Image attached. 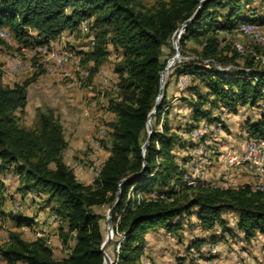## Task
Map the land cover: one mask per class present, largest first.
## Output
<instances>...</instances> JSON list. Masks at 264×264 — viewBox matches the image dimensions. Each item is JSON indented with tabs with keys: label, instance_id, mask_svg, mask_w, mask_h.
<instances>
[{
	"label": "trees",
	"instance_id": "1",
	"mask_svg": "<svg viewBox=\"0 0 264 264\" xmlns=\"http://www.w3.org/2000/svg\"><path fill=\"white\" fill-rule=\"evenodd\" d=\"M201 1L159 0L155 7L146 8L140 0H0V27L8 26L26 46L47 43L66 30H78L82 21H89V31L95 37L84 59L93 63L90 78L108 60L111 47L119 53L114 68L117 92L108 100V109L116 115L107 123L110 155L95 181L88 185L64 160L68 142L53 108H40L33 127L20 123L17 112L27 107L28 89L36 75L10 86L4 83L0 67V173L12 170L20 176L19 191L45 195L44 205L62 220L59 235L63 244L75 241L70 252L58 259L48 237L27 240L21 232L9 231L8 240H0V258L5 264H103L105 223L98 208L112 207L120 194L113 214L116 221L132 186L137 185L141 191L170 187L182 172L176 149L188 146L187 133L192 128L202 120H220L214 116L217 109L236 111L238 104L258 105L264 96V70L254 63L255 56L247 60L251 80L242 77L246 74L243 69L219 71L214 62L237 65L245 54L234 46V41L240 40L235 33L242 22L264 24V0ZM200 5L198 14L185 25L181 39L178 35L183 56L193 58L177 62L175 68L178 78L187 74L204 84L189 85L188 95L182 97L191 109V122L187 120L179 129L171 126L168 118L173 105L166 88L152 119L151 141L143 152L149 135L148 117L160 92L164 48L171 45L176 30ZM190 41L197 42L198 47H188ZM227 42L233 51L228 45L224 47ZM256 49L261 52L259 47ZM225 50H231L232 55L225 54ZM247 130L254 137H264V112L247 123ZM124 178L130 180L121 183ZM254 186L245 183L225 189L206 182L186 187L173 201L151 199L142 201L136 209L129 207L119 223L126 237L118 264H140L148 232L157 228L179 231L183 223L177 218L182 215L195 214L201 229L211 231L206 237L193 239V246L201 251L233 235L235 229L246 242L258 233L264 234V191ZM228 213L237 218L234 226L225 217ZM9 217L18 227L33 220L23 213H9ZM217 227L221 228L220 234L213 232Z\"/></svg>",
	"mask_w": 264,
	"mask_h": 264
},
{
	"label": "rangeland",
	"instance_id": "2",
	"mask_svg": "<svg viewBox=\"0 0 264 264\" xmlns=\"http://www.w3.org/2000/svg\"><path fill=\"white\" fill-rule=\"evenodd\" d=\"M140 1L143 3V5L146 8H153L159 2V0H140ZM87 23H89V21H87ZM5 28H7L10 31L11 37L9 40H4L0 37V64L5 66L7 64V59L11 55L18 54L19 56H21L24 62L29 63L33 66V70L28 73H23L15 78L4 77V83L6 85L12 86L15 83L23 82L36 75L35 76L36 79L30 85V89H31L30 106L28 108V112L26 110L25 111L19 110L17 112V116L20 120V123L27 127H33L36 124L38 117V110L40 108L46 110L48 108L54 109L55 107L57 110H59V106L58 104H56L58 103L59 100L63 98L80 99L77 103L74 102V100L65 101L66 103H64L65 104L64 108L65 107L73 108L71 110V113L74 112L76 115L81 116L82 118L84 117L86 119L85 130L86 129L88 130V133H90L93 142L99 141L101 145H103L104 142L103 147L108 148V144L110 143L109 135L107 134L105 138H100L99 131H100V125L102 123L107 124L110 123V121L105 120L103 116L97 114L96 110L98 107L104 108V105L106 104V102H108L109 98L113 95H116L118 75L115 73L114 68L116 62L119 59V53L111 47L110 48L111 54L108 60L99 68L96 74L90 78V67H92L93 63L92 62L86 63L84 61L87 51L91 49L90 33L89 31L86 30L77 33L73 43H71V47L80 56L79 63L70 64L66 68H68L73 73H76L77 75L76 77L79 79H81V77L78 74H80L82 70H87L89 75L86 78L81 79L80 80L81 83L75 85V87H73L74 89H69L67 85L73 80L72 78H69V76L53 75L47 73L42 65L41 66L38 65L37 62L38 58L30 51L29 47H27L23 43V41L18 39L8 26ZM28 30L32 34H35L34 30L32 29H28ZM235 35L238 39L242 41V43H244L247 52L236 62L237 65L230 64L233 66L232 70H242V69L250 68V66L247 63V60L254 56H255L254 63L258 65V69L264 70V62L256 58V56H259L264 59V44L252 41L250 37L243 35L241 33H235ZM187 45L188 47H198V44L195 41H190L187 43ZM223 45L224 47H227L228 45L229 49L233 51V47L229 45V42L224 43ZM176 47H178L180 54L183 56L182 54L183 51L180 41L178 46H176L172 38L171 45L169 47L164 48V55L162 56V61L165 64L164 69L166 68L169 60L174 55H176L177 53ZM256 47H259V50L261 52H257ZM231 50L230 51L225 50V54L232 55ZM175 62L176 59L172 60L169 63V66H172L173 64H175ZM214 63L216 65L222 66L217 62ZM176 66L177 63L173 65L169 70V73L166 77L165 86L163 89V95L166 88H168L171 85V83H173L176 79H178L177 74H175ZM103 72L108 74L107 81L104 79ZM185 75L187 74L181 76L184 77ZM186 79L188 82L185 85L183 91L187 90L189 85L193 86L194 83H197V85L199 84V86L201 85V87L204 86V84L203 85L200 84L199 79L195 80L191 76ZM183 96H184L183 94H180V96H178V100L175 101L174 103L172 102V98H170L171 99L170 102L173 106H172V110L170 111L168 119L170 121L171 126L174 129H179L185 123H187L188 120V116H186L185 114L186 111H188V109L186 104L182 100ZM263 98L264 96L260 99L258 105L255 106L247 105L245 106V108H243V105H241L242 107H240L237 110L236 113L237 117L232 116L234 118L230 120V124H228V126L224 128V132L227 135L229 134L230 136L229 139L231 143L232 142L237 143L239 147L236 146L234 148H228V149L241 150L240 149L241 144L244 140V134L246 131L245 127H247L246 122L248 119L254 120L260 117V114L263 109L260 103ZM161 99L159 102L162 101ZM82 104L84 106H80ZM86 111H89V115L86 114ZM226 112H227V108H223L220 112H217L216 117L225 116ZM163 117H166V115H164ZM91 122L93 123V125L91 128H89L88 123ZM213 122H222V124H225L222 120L213 121ZM225 134L212 133L213 136L212 144L210 146L216 147L217 150H222V148H220V144H222L223 141L224 142L229 141L226 140L228 139V137ZM90 145L91 144L88 145V149H87L88 154L90 151H92L94 154L95 153L94 151L96 150L95 148L90 147ZM228 149H224L222 151ZM78 159H80L82 163L86 161L85 166H87V168L89 169L94 168V164H95L94 160H91L86 156L79 157ZM216 160L218 159L216 158ZM212 166L215 167V165H211L209 167V177L207 178V181L209 183H217V184L226 182L227 180L226 178L223 177L224 176L223 171L221 170V163L219 162V165L218 166L216 165V169L214 170L211 169ZM0 174H1L0 175V182H1L2 181L1 178L3 175L2 173ZM242 174L244 173L238 170H234L231 172L229 179L235 183V187L242 185V183L238 182V179L239 177L240 178L242 177L241 176ZM17 179L18 178H16L14 174L10 175V177H8L9 186L7 187L5 183H3V186L5 188L12 189V187L17 186L18 183ZM14 189H18V188H14ZM43 197L44 198L42 200L43 201L42 203H44L45 195ZM110 208H111L110 206L98 208L99 212L104 216V223H105L106 215ZM0 215L1 216L4 215L2 210L0 212ZM225 217L229 220L231 226L234 225L232 224V221L235 220L234 219L235 215L233 213H228L227 215H225ZM190 218L192 220H189ZM177 220L183 223V227L179 231L173 232L172 235L168 237L169 240L171 241L169 242L170 247L167 253H164L163 251V253L161 252L160 254L159 249L157 248L156 252H158V254H155L156 255L155 258H152L151 254H146L147 251H149L147 249L145 250L143 256L139 258L140 264H199L198 261L199 257L202 259V261L200 262L201 264H264V236H262L261 234L258 233L257 236L253 238V240H251L250 242H246L244 241L243 238H241L236 234L238 231L235 229V233L233 235L231 236L226 235L224 236L223 239L220 238L218 242H215L220 244L221 250L217 256L213 257V256H209L208 254L209 252L207 250L201 251L200 249H198V247H195L192 244L193 239L199 237H206L203 236L205 235V233H203L201 227L197 226V220H198L197 216L195 214H193L191 217L187 215H182L179 218H177ZM9 227L10 226H8L7 222L3 221V217L2 219L0 218V230L2 231L8 230ZM103 231L104 233H106L105 228H103ZM154 251L155 250L153 249L149 252L153 254ZM198 251L200 253V256H198L197 254ZM243 252H245L246 255H244Z\"/></svg>",
	"mask_w": 264,
	"mask_h": 264
},
{
	"label": "built area",
	"instance_id": "3",
	"mask_svg": "<svg viewBox=\"0 0 264 264\" xmlns=\"http://www.w3.org/2000/svg\"><path fill=\"white\" fill-rule=\"evenodd\" d=\"M89 23L87 20L81 22L78 30H66L61 33L57 38L51 39L47 43H41L29 47L30 51L37 56L38 65H42L47 73L53 75H63L69 76L73 80L67 85L69 89H74L75 85L81 83V79L86 78L89 73L87 70H82L78 74L81 79L77 78L76 73H73L68 68V65L73 63H79L80 56L71 47L75 36L77 33L86 30L89 31ZM238 33L246 35L252 39V41L264 44V24L259 22H242L240 23ZM90 33V43L91 47L95 43L94 33ZM227 38L230 39L231 35L226 34ZM0 37L4 40H9L11 37L10 31L5 27H0ZM234 46L241 54H245L247 49L240 40L234 41ZM26 54V53H25ZM191 56H182L177 62L183 60L192 59ZM257 59L262 60V57L256 56ZM207 63L208 61H204ZM175 63V64H176ZM174 64V65H175ZM1 70L4 77L15 78L23 73H28L33 70V66L22 60L21 56L18 54H13L7 59V64L5 66L1 65ZM219 71H232L233 66H219L216 65ZM246 74L242 77L253 79L251 76V68L243 69ZM102 72V70H101ZM104 79L107 81L108 74L103 72ZM187 75H185L186 77ZM240 76V75H237ZM186 78L180 79V89H184ZM262 112H264V98L261 101ZM89 115V111H86ZM110 130L108 124L102 123L100 125L99 136L100 138H105ZM212 133L225 134L222 122H201L198 126L192 128L187 133V138L190 143L188 144L187 153L185 157L180 161L181 174L172 181L170 187L165 189H151L149 191H141L137 189V185L131 187L128 192L126 202L121 211L117 212V219L113 221L110 225L107 224V215L105 219V237L101 245V251L103 253V264L106 261H110L111 264H118L120 251L123 241L125 240V232L121 231L119 228V223L121 221L123 213L130 207L131 209H136L140 203L144 200L151 199H162L166 201H173L175 195L182 192L186 187H196L208 183L209 186L218 188H235V183L232 182L229 177L231 172L238 170L240 172L250 173L255 177V190L264 191V137H254L251 133L246 130L244 137L245 142L241 150L239 149H228L225 151L217 150L216 147H211L212 144ZM92 148L95 150L101 149L103 145L99 141L93 142L91 144ZM219 153V154H218ZM218 159L221 163V170L223 171V177L226 178L224 183H209L207 181L209 174V167L212 165L214 159ZM104 161L102 159H97L94 164V173L98 176L102 170ZM24 207L21 203H18L15 207L16 213H21ZM2 210L0 204V212ZM53 217L57 220L60 217L54 214ZM2 219V216L0 215ZM111 234L109 238L108 235ZM41 237V236H40ZM109 240L108 246L103 249L105 242ZM111 249V251H110ZM113 250V251H112ZM221 250L219 243H211L208 249L209 256H217ZM198 256L200 253L198 251ZM199 264L202 259L198 258Z\"/></svg>",
	"mask_w": 264,
	"mask_h": 264
},
{
	"label": "crops",
	"instance_id": "4",
	"mask_svg": "<svg viewBox=\"0 0 264 264\" xmlns=\"http://www.w3.org/2000/svg\"><path fill=\"white\" fill-rule=\"evenodd\" d=\"M57 38V37H56ZM183 76L179 77L178 79H174L175 81L173 83H171V85L167 88V93H168V99L171 100L170 98H172V102L174 103L175 101L178 100V96H180V94L186 95V90L183 91V89H180V79ZM190 76H184L183 78H189ZM187 80H186V84H187ZM22 83V82H19ZM185 84V85H186ZM30 86L28 89V105L27 107L24 109V111L26 110L28 112V108L30 106ZM67 100H74V102H78L80 99H66L63 98L61 100L58 101V106H59V110H57L55 107V112L58 115V117L60 118L61 123L63 124L64 127V133H65V138L68 142V146L64 152V160L65 162L70 165L72 168H74L75 173L78 177V179L85 183V184H92L94 182V179L96 178V174L93 172V169H89L87 168V166H85L86 161H84L83 163L81 162L80 159H78L79 157H88L91 160L96 161L97 159H102L103 161H105L109 155H110V143L108 144V148H104L102 147L101 149H98V151H94L95 153L93 154L92 151L89 152L88 154V145L89 144H93V140L91 138L90 133H88V130L86 128V119L81 116L76 115L74 112L71 113V110L73 108H69V107H65L64 108V103H66L65 101ZM108 104L109 102H106V104L103 107H98L96 112L97 114L103 116V118L107 121H114L116 119V115L111 112L108 109ZM171 104V102H170ZM242 104H238L236 109L238 110ZM80 106H84L83 104ZM245 106L247 105H243V108H245ZM188 111H186V116H188V121L191 122L190 119V112L191 109L188 108ZM223 108L217 109L214 112V116H217V112H220ZM236 111L233 110H229L227 108V112L225 116L219 117L220 120H222L226 126H228V124H230V120H232L234 117H237ZM222 114V113H220ZM234 116V117H232ZM84 120V121H83ZM252 119H248L246 124ZM206 120H202L201 122H205ZM200 122V123H201ZM95 123V122H94ZM88 127L91 128L93 123H88ZM247 126V125H246ZM245 129L247 130V127H245ZM229 141H223L222 144H220V148H222V150L224 149H228V148H234L236 146H238L237 143H231L230 141V136L229 134H225ZM235 142V141H234ZM244 142H245V137L244 140L241 144V148H243L244 146ZM91 146V145H90ZM239 147V146H238ZM187 147L185 148H178L176 149V154L178 156V158L181 160L185 157L186 153H187ZM219 160L214 159L211 169H216V165H219ZM15 175L16 178H18V183L16 187H12V189L9 188H5L3 186V183L6 184V186H9L8 183V177H10V175ZM234 174V173H233ZM1 175V174H0ZM2 183L0 182V204L2 206V212L4 213L3 217V221L7 222L8 226H10L8 228V230H0V240L2 242H5L6 240H8L9 237V231H18L21 232L22 235L27 239V240H34L40 236H46L49 239L50 245L52 246V249L54 251V255L56 258L61 259L63 257H65L71 250V247L74 246L75 241L71 240L69 242L68 245L63 244L62 239L60 238L59 232H60V226L62 225V220L61 218L59 220L55 219L53 217L54 213L50 207H46L44 205V203H42L43 201V194H40L36 191H19L18 189H14V188H18L21 179L20 176L13 172V171H7L5 173H2ZM213 176V175H212ZM242 177L238 179V182L245 184V183H255V177L250 174V173H244L241 175ZM209 177V174H208ZM18 203H21L24 207L23 211L21 213H23L24 215H26L27 217H31L32 223L29 225H23L21 227H18V225L9 217V213H16L15 212V207ZM229 216V215H228ZM234 221H232V224L235 225L236 222V217H234ZM189 220H192L191 218ZM193 222V221H192ZM232 225V226H234ZM197 226L199 227V221L197 220ZM203 233H205V235L203 236H207L211 233V231H204L202 230ZM214 233L220 234L221 233V228L217 227L215 231H213ZM262 236H264V234L259 233ZM172 235L171 232H168L166 229L164 228H157L155 230L149 231L147 234V246H146V250L148 249L149 251L151 250H155L152 253H150L149 251H147L146 254H151L152 258H155V254H158V252H156V249H159V253L161 254V252L163 253H167L169 247H170V241L168 237H170ZM257 236V235H256ZM255 236V237H256ZM253 240V239H252ZM244 255H246L245 252H243ZM243 255V256H244ZM161 256V255H160ZM159 258V256H158ZM164 260V259H162ZM217 260V259H216ZM214 260V261H216ZM159 262V261H158ZM165 262V261H164ZM0 264H5L2 259L0 258Z\"/></svg>",
	"mask_w": 264,
	"mask_h": 264
},
{
	"label": "water",
	"instance_id": "5",
	"mask_svg": "<svg viewBox=\"0 0 264 264\" xmlns=\"http://www.w3.org/2000/svg\"><path fill=\"white\" fill-rule=\"evenodd\" d=\"M205 0H202L201 1V4L204 2ZM201 8V5L198 7L197 11L195 12V14L190 18L188 19L187 21H185L178 29H180L181 27H184L185 25H187L191 20H193V18L198 14L199 10ZM178 29L176 30V32L174 33L173 35V38L176 36V33L178 31ZM179 44V43H178ZM178 46V45H177ZM176 50H177V53H176V57H180V52H179V49L178 47H176ZM167 68V66H166ZM162 82H163V71L161 73V84H160V92H159V95L157 96V100H156V104L154 106V108L152 109V111L150 112L149 114V117H148V124H147V129H148V138L147 140L145 141L144 145L142 146V149H143V152L146 150L147 146L149 145L150 141H151V134H152V131H153V128H152V119L154 118L155 114L157 113L158 109H159V106H160V99L163 97V87H162ZM144 167H145V162H144ZM143 172V170L139 173V175ZM130 179L128 178H124L121 180V183L122 182H125V181H128ZM119 199H120V194L118 195V198H117V201L116 203L109 209L108 213H107V224L110 225L111 222H112V217H113V214H114V210L115 208L117 207L118 203H119ZM109 244V240H107L104 244V247L103 249H105ZM108 264H111V263H108Z\"/></svg>",
	"mask_w": 264,
	"mask_h": 264
},
{
	"label": "bare ground",
	"instance_id": "6",
	"mask_svg": "<svg viewBox=\"0 0 264 264\" xmlns=\"http://www.w3.org/2000/svg\"><path fill=\"white\" fill-rule=\"evenodd\" d=\"M185 27V26H184ZM184 27H181L180 29H178V31H177V33H176V36L174 37V44L177 46L178 45V43H179V41H178V43H177V38H178V35H180V39H181V36H182V32H183V29H184ZM179 58L180 57H176V55H174L170 60H169V62H168V64H167V68H165L164 69V75H163V82H162V89H164V86H165V81H166V77H167V75H168V73H169V70H170V68L174 65H172V66H169V63L172 61V60H174V59H176V61H178L179 60ZM176 63V62H175ZM166 88V87H165ZM166 91V90H165ZM162 100V99H161ZM108 237L110 238L111 237V234H109L108 235ZM108 263H110V261L108 260V261H106L105 262V264H108Z\"/></svg>",
	"mask_w": 264,
	"mask_h": 264
}]
</instances>
